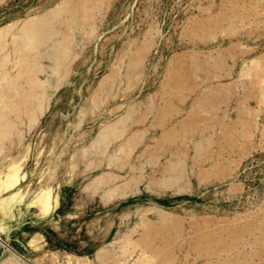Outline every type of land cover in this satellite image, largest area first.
<instances>
[{
	"label": "rangeland",
	"instance_id": "1",
	"mask_svg": "<svg viewBox=\"0 0 264 264\" xmlns=\"http://www.w3.org/2000/svg\"><path fill=\"white\" fill-rule=\"evenodd\" d=\"M61 1H1L0 28L45 13ZM99 3L93 29L75 38L76 57L66 76L56 79L44 113L24 136L14 133L5 141L0 177L13 176L9 165L15 160L22 169L19 186L29 185L34 193L50 176L59 198L55 206L47 202L41 207L33 200L23 207L13 188L0 183V225L5 228L4 233L0 230V264H41L43 258L45 264H68L69 255L104 264L99 251L112 247L116 259L106 264H132L137 253L126 259L118 242L129 235L139 238L145 219L152 229L160 226L161 214L170 217L167 224L177 220L182 228L171 247L167 245L175 253L174 264H264V95L259 94L264 81L254 78L258 64L264 67V0ZM227 13L232 20L239 17L240 25H222L210 35L199 27L221 24ZM144 48L133 70L131 63ZM195 59H211L213 65L194 77L190 70ZM113 72L119 77L101 91ZM171 72L182 75L187 88L180 98L171 97L179 112L166 119L162 110ZM210 90L218 103L196 122L195 110ZM98 93L101 103L94 100ZM131 109L137 118L124 140H112L99 155L90 154L105 126ZM171 130L183 136L163 146ZM136 133L142 134L131 163L112 164L115 156L126 155L120 151ZM177 155L185 164L181 180L163 184ZM111 173L120 190L112 199L105 200L103 190L87 188ZM53 187L42 189L46 193Z\"/></svg>",
	"mask_w": 264,
	"mask_h": 264
},
{
	"label": "bare ground",
	"instance_id": "2",
	"mask_svg": "<svg viewBox=\"0 0 264 264\" xmlns=\"http://www.w3.org/2000/svg\"><path fill=\"white\" fill-rule=\"evenodd\" d=\"M1 1L3 2L4 0H0V2ZM99 4H100L99 0H62L61 2L56 4L54 7H52L45 13L36 14L34 16H29L25 19H21L17 22H14L13 25L12 24L9 26L6 25V27L0 28V155L6 150H8V148L6 147V143H5L6 140H12L14 133L20 136H24L26 129L32 126L33 124H35L37 122L36 120L42 114L43 110L45 111V107L47 104H49L48 101L51 95L53 96V93H54L53 86H55V83L57 82L56 79L59 76L63 77L66 74L68 64L73 59V57L76 55L75 38H77V36H82L84 33H91V30L93 29L92 25L95 24L93 21L94 19L93 16L94 14H96L95 12L98 10ZM238 10L236 12H238ZM248 10L250 11L251 9H248ZM257 14H258V11H257ZM250 17L252 18V16ZM220 21L219 22L221 24H218V23L216 24V22L212 21V23L208 22L209 24H205V23L200 24L199 27H201V29H205L206 34L210 35V34H213L212 32L214 30H216L219 26H222V25L223 26L229 25V26H232L233 28L236 27L238 23L240 22V18L237 17L235 20H232V16L230 17V15L227 13L221 18ZM88 38L90 37L88 36ZM144 50L145 48L140 50L139 54L136 55L135 59L131 63L130 67H132L133 70H137L138 68L137 65L140 62V58L143 55ZM47 59L50 60L49 65L46 64ZM221 60L223 59L221 58ZM210 61L211 59L209 60V62L203 63V61L199 62V60L195 59L194 62L192 61L194 65L191 67L190 73L194 77H198L199 74L200 75L202 74V71L209 70L210 67L213 65V62L211 63ZM177 67L179 69V66ZM181 76L182 75L175 74L173 72L170 78L168 79L167 92L166 90L164 91L167 93L166 94L167 97L168 96L169 97L167 99L166 106L162 110L163 118L167 119L170 116H173L175 112H179L177 111V106L172 101L171 97L180 98L185 93V90L187 87L185 85V79ZM117 77H119L117 72H113L112 75L104 82V84H102L101 91H103V89H106L109 83H112ZM189 77H190V74H189ZM254 78L257 81L259 80L261 82L262 80L264 81V67L262 64H258V73L254 76ZM210 93H211V90H210ZM223 94L221 95L223 96ZM259 94L264 95L263 88L260 89ZM100 96H101V93H98L94 99L98 103H101ZM216 98L218 97H214V94L212 93L202 98L203 101L198 104L195 110L196 112L194 111L195 112L194 121L199 122L200 119L201 120L203 119L202 116L204 115L206 111H208L210 108L216 107L218 103ZM136 109L129 110V112H127V114L122 119H120L118 122L115 121L112 123H108L105 126V128L101 131V133L98 135V137L95 139L93 145L89 149L91 152L90 154L99 155L104 150L105 146L110 145V141L112 140H118L122 138L124 140V137H123L124 134H126L129 131L130 124L132 123V121H134L137 118ZM208 120H206V122ZM186 129L187 128H185V131ZM187 130L189 131L190 129H187ZM181 133L182 132L179 130L178 131L171 130L167 132L163 139V146L164 144L169 145L177 141L179 138L183 136ZM204 133H206V131ZM141 134L136 133V134H133L127 137V142L125 143V145L122 144V146L124 145V147L120 151V153L122 151H126V155L115 156L113 159L110 160L112 164H116L120 166L126 164L125 166H127L129 163H131V153L133 151L134 145H136L137 142L141 139ZM126 149H129V153ZM199 150L201 153L205 152L203 145H200ZM180 156L177 155L176 159L169 165L167 169L168 172H166L168 174L166 176V179H163V182H162L163 184H169V183L171 184L175 181L178 182L177 180H179L182 177L183 168H184L183 165L185 164H183L182 162L183 159H181ZM9 168H10V171L13 172V176H11L8 180H4L3 178L0 177L1 186L3 185V183L4 185L11 186L13 188V195L17 196V199L20 198L19 200L21 199L24 200L23 207H26V204L29 201H33V200H35L37 204L41 207L47 205V202L51 203L54 206L56 205L59 195H57L55 191L56 186L54 185V181H52L50 176L46 178L45 180H43L40 184L42 185L43 188L46 185L52 184L54 186L53 189L44 193L42 187L38 186L33 193L31 192V189H30L31 186L27 185L26 188H22L21 186H19L21 182V178H20L21 173L19 172L20 171L19 169L21 168L18 167L15 160H13V162L10 163ZM10 171H9V174H10ZM133 178H136V177H133ZM1 180H3V182ZM54 180H57V177ZM169 185H166V186H169ZM87 188L92 189L94 191L103 190L104 199L107 201L109 199H112V197L116 193L120 192L116 184V176L113 173L101 175L100 177L93 180L92 183ZM29 194L31 195V197ZM161 217H162V221H161L162 224L160 226L156 225V228L152 229L151 227L152 225L150 226L148 220L145 219L143 221L144 227H145L144 232L141 234L139 238L133 239L132 238L133 236L129 235V236H125L124 238H121V240L118 242L121 245L119 250L123 251L124 254L123 253L122 254L124 255V257L126 256L125 257L126 259L132 257L134 253H137L138 257L136 261H134L132 264H174V262L172 261H173V257L175 253L172 250L173 248H168V247H171L175 239L178 238L176 236L179 230H182V228H180L181 226L176 219H174L176 221L171 220L169 221L170 223L167 224L168 223L167 220H169L168 218L170 217L167 216L166 214H161ZM0 227L2 228V229L0 228V230L3 231L2 233H4V230H5L4 225L1 224ZM222 248L227 250L230 247L226 245H222ZM114 253H117L114 247L103 248L99 251L98 260L102 261L104 264H106L109 261L113 262V260L116 259ZM82 258H79V257L74 258L72 255H69L68 264H74V263L76 264H96V262L88 258H83V259ZM121 261L123 263L125 259ZM39 262L41 264H45L44 258L39 259ZM15 264H22V263L17 261L15 262ZM58 264H66V263L59 260ZM227 264H231V263H227Z\"/></svg>",
	"mask_w": 264,
	"mask_h": 264
}]
</instances>
